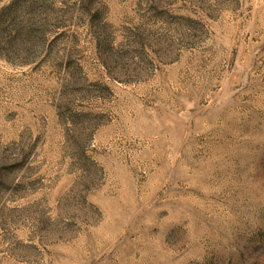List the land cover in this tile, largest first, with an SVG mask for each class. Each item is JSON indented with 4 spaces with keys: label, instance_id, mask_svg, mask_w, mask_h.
I'll return each mask as SVG.
<instances>
[{
    "label": "rangeland",
    "instance_id": "obj_1",
    "mask_svg": "<svg viewBox=\"0 0 264 264\" xmlns=\"http://www.w3.org/2000/svg\"><path fill=\"white\" fill-rule=\"evenodd\" d=\"M0 264H264V0H0Z\"/></svg>",
    "mask_w": 264,
    "mask_h": 264
}]
</instances>
